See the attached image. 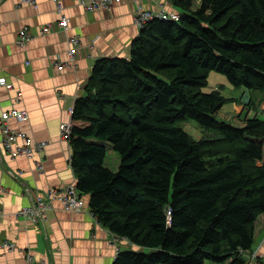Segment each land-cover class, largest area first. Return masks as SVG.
<instances>
[{
  "label": "trees",
  "instance_id": "1",
  "mask_svg": "<svg viewBox=\"0 0 264 264\" xmlns=\"http://www.w3.org/2000/svg\"><path fill=\"white\" fill-rule=\"evenodd\" d=\"M174 3L179 20L149 21L128 57L95 62L71 112L75 185L134 246L112 264H247L264 216V118L228 123L217 113L230 98L202 88L215 71L264 100V0Z\"/></svg>",
  "mask_w": 264,
  "mask_h": 264
},
{
  "label": "crops",
  "instance_id": "2",
  "mask_svg": "<svg viewBox=\"0 0 264 264\" xmlns=\"http://www.w3.org/2000/svg\"><path fill=\"white\" fill-rule=\"evenodd\" d=\"M32 1L34 4L24 0L0 3V80L9 85H0V113L11 108L26 111V120L10 118L9 127L25 132L32 142L45 144L33 158L11 157L0 145V264H26L28 255L34 264H112L118 250L134 246L98 224L89 210L68 211L57 202L46 211V221L32 223L18 213L28 205L29 198L9 172H20V179L38 190L76 182L70 163L71 144L59 126L70 122L75 100L86 95L95 62L129 56L130 46L140 31L133 17L137 2L121 0L110 10L89 12L76 0H60L62 14L69 19V28L63 31L54 0ZM138 3L153 11L180 12L174 0ZM44 26H49V30L43 34ZM23 27L28 28L32 39L19 47L15 40ZM72 35L78 37L80 44L74 64L57 70L54 62H66L67 37ZM252 114L264 118V100L262 92L254 95L248 90L247 117ZM108 152L115 153L111 149ZM39 159L41 171L34 162ZM112 159L118 161L115 155ZM83 197L89 207V195ZM263 235L264 216L257 224L253 246ZM4 242L15 247L2 248ZM256 264H264V260Z\"/></svg>",
  "mask_w": 264,
  "mask_h": 264
},
{
  "label": "built area",
  "instance_id": "3",
  "mask_svg": "<svg viewBox=\"0 0 264 264\" xmlns=\"http://www.w3.org/2000/svg\"><path fill=\"white\" fill-rule=\"evenodd\" d=\"M3 0H0V3ZM56 4V11L60 15L59 25L63 31H67L69 28V19L62 14L63 5L60 0H54ZM86 11H98V10H110L113 4L120 2L121 0H76ZM137 2L134 8L133 17L135 24L142 28L149 21L153 19L162 20H173L177 21L180 18L178 11H167L165 9H160L153 11L150 9H145L138 0H133ZM26 3H33L32 0H24ZM49 30V26H44L41 33H46ZM32 39V34L28 31V28H20L17 32V37L15 40L16 45L19 47L25 46ZM68 48L66 51L67 60L66 62H54L57 70H64L74 64V58L76 50L78 48L79 39L77 36L67 37ZM0 85H9L3 80H0ZM28 117L27 112L24 110H18L16 108H11L10 110H5L0 113V132L1 140L0 145L3 149L9 153L11 157L16 156H26L27 158H33V156L41 152L45 146L41 142H32L28 135L23 131L12 130L8 121L10 118H14L17 121H24ZM61 134L64 137H69L71 133V122H64L59 126ZM35 165L38 170L43 169L42 160H35ZM10 175L18 180L23 188V193L29 198V203L27 206L19 210V214L29 219L32 223L37 224L38 222L43 223L47 220L46 211L52 209V204L54 202L59 203L63 209L68 211L83 212L86 210L90 211L91 216L95 219L93 212L87 207L83 195L80 194L76 188L75 183L66 184L60 187H49L45 190H38L35 187L30 186L25 180H21L20 172L11 171ZM96 220V219H95ZM97 222V221H96ZM2 248L11 250L14 248V244L4 242ZM26 264H34V261L30 255L26 257ZM258 259L264 260V235L261 240L250 252V260L258 261Z\"/></svg>",
  "mask_w": 264,
  "mask_h": 264
},
{
  "label": "rangeland",
  "instance_id": "4",
  "mask_svg": "<svg viewBox=\"0 0 264 264\" xmlns=\"http://www.w3.org/2000/svg\"><path fill=\"white\" fill-rule=\"evenodd\" d=\"M212 90H218L223 96L230 98L228 102L222 106V109L218 111L217 117L236 126L242 125L245 119L244 115H248V89L244 87H233L227 82L226 78L222 74L211 71L208 76L207 85L202 88V91L210 92ZM250 91H252L254 95L260 94V91L257 90L251 89ZM240 101L242 103H240ZM235 102L241 104L243 108L237 105L234 106ZM180 125L195 140H200L207 136L206 132L203 131L194 121L182 122ZM112 154L117 157L116 153ZM112 154L111 152L107 153L106 163L112 170H116L118 161H113ZM252 262L253 261L249 259L247 264H253Z\"/></svg>",
  "mask_w": 264,
  "mask_h": 264
},
{
  "label": "bare ground",
  "instance_id": "5",
  "mask_svg": "<svg viewBox=\"0 0 264 264\" xmlns=\"http://www.w3.org/2000/svg\"><path fill=\"white\" fill-rule=\"evenodd\" d=\"M142 4V3H141ZM232 102V101H231ZM236 103V102H235ZM38 225V224H37ZM137 248V247H136ZM131 251V250H130ZM250 254V253H249ZM247 258H249V257H247ZM218 263V262H217Z\"/></svg>",
  "mask_w": 264,
  "mask_h": 264
}]
</instances>
